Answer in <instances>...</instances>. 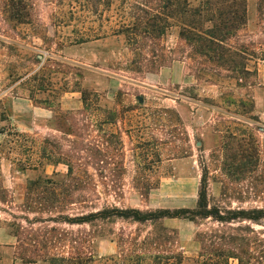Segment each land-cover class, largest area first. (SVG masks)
<instances>
[{
    "label": "rangeland",
    "instance_id": "374dc122",
    "mask_svg": "<svg viewBox=\"0 0 264 264\" xmlns=\"http://www.w3.org/2000/svg\"><path fill=\"white\" fill-rule=\"evenodd\" d=\"M32 3L27 25L0 13V264H264V219L56 222L62 205L194 209L204 175L210 207L264 216L259 1L226 62L196 54L175 21L158 40L115 34L119 3Z\"/></svg>",
    "mask_w": 264,
    "mask_h": 264
},
{
    "label": "trees",
    "instance_id": "16d2710c",
    "mask_svg": "<svg viewBox=\"0 0 264 264\" xmlns=\"http://www.w3.org/2000/svg\"><path fill=\"white\" fill-rule=\"evenodd\" d=\"M33 0H0V13L5 20L14 26L27 25L32 21ZM71 10L76 9L74 3L89 13L97 14L100 7L104 12H110L116 3H119V24L114 30L115 34L125 35L128 40L134 42L153 41L163 38L172 27L174 21L180 26L181 39L186 41L192 50L209 60L226 62L232 56L235 49L229 42L242 30L248 22L249 0H67ZM261 11L264 10V0H258ZM86 39L81 37L76 43H83ZM238 53L237 48L234 50ZM234 53V54H235ZM236 55V54H235ZM84 102L88 98L84 93ZM72 171V170H71ZM52 184L51 179L43 182L37 181L34 184ZM153 187H144L141 194L146 197ZM72 204V201H65ZM63 203V202H62ZM66 207H59V215L56 222L72 226L89 225L110 220L133 221L139 224H157L163 219H189L202 220L213 219L218 223H232L239 220H250L258 222L264 219L263 212L259 211L254 216L245 212L227 211L222 212L217 207H210L208 202V181L204 175L199 193V201L194 209H159L155 211H142L133 207L102 206L88 214L71 217L65 213ZM31 224L28 218H25ZM36 222H43L36 220ZM20 229L21 224H16ZM20 248H25V243L20 241ZM40 255L29 256L26 251L20 254V259L26 263H35L41 260ZM158 264L163 263L160 256L155 257ZM182 260V259H181ZM66 258H61L64 264ZM182 264V262H180ZM202 264H210L203 262ZM228 264V263H225ZM240 264H243L242 262Z\"/></svg>",
    "mask_w": 264,
    "mask_h": 264
}]
</instances>
